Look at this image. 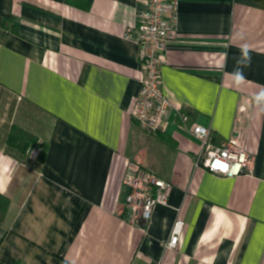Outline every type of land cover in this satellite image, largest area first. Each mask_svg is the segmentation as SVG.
Instances as JSON below:
<instances>
[{
	"label": "crops",
	"instance_id": "obj_1",
	"mask_svg": "<svg viewBox=\"0 0 264 264\" xmlns=\"http://www.w3.org/2000/svg\"><path fill=\"white\" fill-rule=\"evenodd\" d=\"M75 1L0 0V264H264V0H179L153 134L130 115L146 0ZM194 123L241 139L250 169L197 167ZM130 161L173 184L146 231L127 209Z\"/></svg>",
	"mask_w": 264,
	"mask_h": 264
},
{
	"label": "built area",
	"instance_id": "obj_2",
	"mask_svg": "<svg viewBox=\"0 0 264 264\" xmlns=\"http://www.w3.org/2000/svg\"><path fill=\"white\" fill-rule=\"evenodd\" d=\"M178 8L179 0H146V7L139 13L138 24L132 30L136 33L143 72L130 115L149 134L160 130L163 117L171 106L162 87L161 67L177 32ZM126 36L131 37L132 32L129 30ZM182 119L187 121L188 116L183 114ZM190 133L200 144L195 161L197 167L230 178L250 169L252 157L238 137L216 144L211 138V130L197 123L191 125ZM27 153L36 159L40 149L32 147ZM124 180L130 188L127 209L133 223L141 224V229L146 231L155 208L167 205L173 184L132 161L127 163ZM184 225L181 219L174 222L167 248H177Z\"/></svg>",
	"mask_w": 264,
	"mask_h": 264
},
{
	"label": "trees",
	"instance_id": "obj_3",
	"mask_svg": "<svg viewBox=\"0 0 264 264\" xmlns=\"http://www.w3.org/2000/svg\"><path fill=\"white\" fill-rule=\"evenodd\" d=\"M68 2H69V3L71 2L72 4H73V3H74V4L77 3V1H75V0H68ZM89 6H90V1L87 0V2L84 4L83 7H84L85 9H88ZM186 115H187L188 117L190 116V114H189L188 112L186 113ZM211 138H212V140H213L216 144H219V143H220V140L218 139V137H217L216 135L211 134ZM27 147H28V146H26L25 151L27 150ZM37 159H39V161H42V159H43V152H42V150H40V153H39ZM7 206H8V200H7L5 197L0 196V223L2 222V220H3L4 216H5V213H6V210H7Z\"/></svg>",
	"mask_w": 264,
	"mask_h": 264
},
{
	"label": "clouds",
	"instance_id": "obj_4",
	"mask_svg": "<svg viewBox=\"0 0 264 264\" xmlns=\"http://www.w3.org/2000/svg\"><path fill=\"white\" fill-rule=\"evenodd\" d=\"M245 51H248V49H242V52H245ZM250 60H251V58L249 57V63H250Z\"/></svg>",
	"mask_w": 264,
	"mask_h": 264
}]
</instances>
